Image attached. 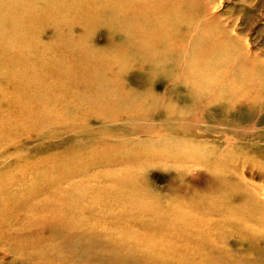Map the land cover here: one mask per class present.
I'll return each instance as SVG.
<instances>
[{"label":"rangeland","instance_id":"obj_1","mask_svg":"<svg viewBox=\"0 0 264 264\" xmlns=\"http://www.w3.org/2000/svg\"><path fill=\"white\" fill-rule=\"evenodd\" d=\"M214 2L264 63V0ZM120 8L0 0V264H264V206L235 183L202 189L219 144L192 126L199 103L180 118L171 90L127 80L138 47ZM250 157L239 172L264 192V148Z\"/></svg>","mask_w":264,"mask_h":264},{"label":"bare ground","instance_id":"obj_2","mask_svg":"<svg viewBox=\"0 0 264 264\" xmlns=\"http://www.w3.org/2000/svg\"><path fill=\"white\" fill-rule=\"evenodd\" d=\"M184 1L120 0L121 15L115 19L119 25L121 22L122 30L125 28L124 37H135L132 48L138 47L136 67L126 78L136 79L140 88L149 84L155 90H171L169 97L177 105L180 118L185 111L178 102L199 103L200 111L188 114L195 122L192 126L201 137L219 144L212 157L204 156L199 168L206 186L202 189L209 191L220 182L235 183V199L250 201L254 207L264 206V192L254 184L250 188L251 181L239 172L240 166L247 169L245 161L251 158L252 150L264 148V72L259 69L264 63L247 44L242 49L240 39L230 37L222 21L212 19L217 10L214 0H205L189 12ZM203 27L208 29L195 37ZM253 59L258 62L252 63ZM245 84H249L247 88ZM249 88L256 93L251 101L246 95ZM210 228L205 220L202 239L208 242Z\"/></svg>","mask_w":264,"mask_h":264}]
</instances>
